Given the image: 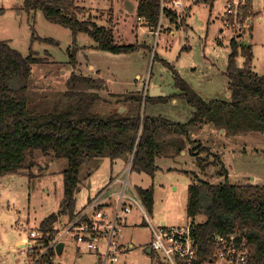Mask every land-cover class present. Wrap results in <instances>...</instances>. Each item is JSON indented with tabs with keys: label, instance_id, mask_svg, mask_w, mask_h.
Masks as SVG:
<instances>
[{
	"label": "rangeland",
	"instance_id": "374dc122",
	"mask_svg": "<svg viewBox=\"0 0 264 264\" xmlns=\"http://www.w3.org/2000/svg\"><path fill=\"white\" fill-rule=\"evenodd\" d=\"M76 1L86 8L85 16L98 24L111 27L117 25V43L141 46L130 52L101 50L92 46L95 41L89 34L80 32L75 38L71 29L49 21L42 10L28 13L23 7L24 0H0V39L9 41L24 56L32 50L46 58L45 63L33 65L29 82L32 99L30 105L33 107L32 101L36 104L39 100V105L35 107L38 113L48 112L54 101L63 97L66 82L72 72L92 74L100 71L111 84L103 91L109 102L117 98L109 92L111 90L117 92L115 94L118 97L137 94L142 98L138 105L142 115L187 121L193 107L187 98L180 95L175 73H180L205 98L231 99L224 71L233 50V39L239 44L236 59L238 67L245 66L242 47L251 46L252 67L264 75V0H253L256 14H253L252 29H247L241 36L228 29L221 31L220 14L224 0H183L191 6L189 16L188 8L175 11L177 9L174 10V5H171L174 0H161L156 28L150 25L146 17H141L147 21L148 29L155 32V35L150 34L147 38L143 36L141 27L138 33H131L130 25L134 24L136 30L139 16L137 10L133 14L128 13L134 11L126 7L128 0ZM130 1L134 4L139 2ZM165 8L174 12V15H169L171 21L167 20L169 16ZM174 29V34H170ZM75 47L77 52L74 63L70 53L74 52ZM146 79H150V86H160L168 96L167 99L150 97V88L147 84L144 86ZM126 89L130 91H124ZM109 102L100 103L101 107L99 105L98 108L102 112L111 111L114 106ZM189 138L199 140L208 147L209 151L201 153L203 158L213 161L216 154L221 156L228 170V178L217 173L219 163L202 172L196 156L188 148L180 154L170 153L158 157V169L154 177L132 170L129 181L135 190L139 187L154 189L153 209L147 208V211L156 223L165 221L167 225L184 226L192 222L187 214L188 186L198 181L196 175L212 183L227 181L231 184L264 185V132L229 134L211 123H205L202 127H192ZM37 158L39 164L33 168V177L26 172L0 178V264H49V258H38L42 252L40 245L36 246L32 254L26 251L21 253L22 244L19 251L13 250L20 238L30 237L31 230L38 229L41 222L52 213L59 212L62 205L67 159L49 158L43 156L41 151L37 152ZM128 159L119 157L113 161L110 157H103L86 161L80 172L81 183L76 193L75 214L83 209L89 198L122 174ZM126 201L132 206V211L127 216L121 239L125 244H134L127 258L139 264H151L146 248L151 243L152 234L146 218L132 201ZM59 218L67 221L71 216L63 214ZM204 220V216H198L194 221L199 223ZM63 242V252H52L49 256L54 264L94 263L90 253L79 251L74 236L65 234Z\"/></svg>",
	"mask_w": 264,
	"mask_h": 264
},
{
	"label": "trees",
	"instance_id": "16d2710c",
	"mask_svg": "<svg viewBox=\"0 0 264 264\" xmlns=\"http://www.w3.org/2000/svg\"><path fill=\"white\" fill-rule=\"evenodd\" d=\"M23 7L28 13L42 10L49 21L71 29L75 38L80 32L89 34L101 50L130 52L141 46L117 43L113 27L86 17V8L76 0H24ZM160 10L161 0L138 2V15L146 17L153 28L158 26ZM171 14L174 12L170 10ZM238 45L233 39L226 71L230 80L229 101H206L180 73H175L180 95L193 107L188 121L175 122L162 116L142 115L138 106L142 98L137 94L115 95L116 107L102 112L98 108L100 103L109 102L103 93L108 88L106 80L76 72L67 80L63 97L54 101L48 112L38 113L35 107L39 100L36 104L32 101L33 107L30 105L29 82L33 65L45 63L46 58L32 50L24 56L9 41L0 39V178L26 172L33 177V168L39 164L38 151L49 158L67 159L60 210L39 226L51 232L60 215L74 217L80 172L88 160L110 157L114 161L133 156L132 170L154 177L157 158L182 153L192 127L211 123L229 134L264 132V75L252 68L251 46L242 47L246 61L244 67H238ZM76 49L70 53L74 63ZM119 104L128 107L122 111ZM192 143L196 146L191 153L202 172L219 163L217 173L227 179L228 170L221 156L216 154L213 161L203 158L201 153L209 151L208 147L199 141ZM196 177L200 182L188 186L187 214L195 225L201 258L208 261L213 257L216 235L237 234L238 240L248 247L245 264H264V185L212 183ZM137 191L146 208L152 210L153 187H139ZM198 216L205 220L196 223ZM48 261L54 264L50 257Z\"/></svg>",
	"mask_w": 264,
	"mask_h": 264
},
{
	"label": "built area",
	"instance_id": "2783aa9c",
	"mask_svg": "<svg viewBox=\"0 0 264 264\" xmlns=\"http://www.w3.org/2000/svg\"><path fill=\"white\" fill-rule=\"evenodd\" d=\"M175 11L186 9L183 0H174ZM165 2L162 4L164 9ZM253 0H224L221 22L223 28L241 36L251 29L254 19ZM141 19V18H139ZM131 159L122 174L102 188L87 204L69 220H59L54 231L32 230L30 237L22 239L24 252L33 253L41 246L40 257L49 258L65 234L74 236L81 249L95 255V264H139L127 258L126 247L121 235L132 201L143 213L151 231L152 239L148 258L151 264H245L248 260V247L238 240L237 234L215 236L213 257L206 261L200 256L201 246L191 222L184 226L167 225L165 221L156 223L148 214L147 208L129 181L132 171ZM119 184V188L117 187ZM61 229H60V227Z\"/></svg>",
	"mask_w": 264,
	"mask_h": 264
},
{
	"label": "crops",
	"instance_id": "0c3cea01",
	"mask_svg": "<svg viewBox=\"0 0 264 264\" xmlns=\"http://www.w3.org/2000/svg\"><path fill=\"white\" fill-rule=\"evenodd\" d=\"M127 2H129L128 4H127ZM128 5H133V9H134V11H131V12H128V10H127V12L128 13H135L136 12V10H137V6H138V3H136L135 2V4L134 3H132L130 0H128V1H126V7L128 8ZM83 6V5H82ZM185 6H186V8H188V16L191 14V6L190 5H188V4H186L185 3ZM129 9V8H128ZM129 10H131V9H129ZM167 13V15L169 16V12H170V9H167V11H166ZM254 13H255V11H254ZM256 14V13H255ZM139 16V15H138ZM220 16H221V14H220ZM87 17V16H86ZM139 18H141L140 16H139ZM167 20L168 21H171L172 20V18L169 16L168 18H167ZM259 20H260V17H259ZM138 26H137V29L135 30V25L134 24H131L130 25V29H131V33H138V31H139V27H141V29H142V31L144 32V34H143V36L145 37V38H147V37H149V35L151 34H154L155 35V32H153V31H150L148 28V26H147V21L146 20H142V18H141V20H139L138 19ZM252 23H253V21H252ZM221 24H222V22H221ZM134 25V26H133ZM170 25L168 24V27H169ZM187 27H188V22L186 21V24H185V29H187ZM113 29H114V32H115V29H116V31H117V25L115 26V27H113ZM251 29H252V27H251ZM250 29V30H251ZM226 29L225 28H223V25H222V27H221V31L222 32H224ZM174 32H175V29L174 30H171L170 31V34H174ZM93 47H96V42H94V44L92 45ZM188 46H186V48H187ZM228 66V65H227ZM253 68V70H254V66L252 67ZM92 69L93 70H95V67L94 66H92ZM226 71H227V69H226ZM226 71H224V75H225V77L227 78V84H228V87H229V83H230V80H229V78H228V76H227V74H226ZM255 71V70H254ZM256 72V71H255ZM79 74H83V73H79ZM259 74V73H258ZM83 75H91V76H95V77H101V78H104L105 80H106V84H107V87L109 88L110 87V83L108 82V80H107V78H105L104 76H102V74L100 73V71L99 72H97V73H92V74H83ZM140 77V75H138V78ZM184 78V77H183ZM186 80V79H185ZM187 81V80H186ZM188 82V81H187ZM145 84H147V86L150 88V92H151V90L153 89V88H155V87H157V88H159V90H158V92H156V94H158V96H151L150 95V97H166L165 98V100L167 99V95L165 94V92L162 90V88L160 87V86H157V85H155L154 87H152V86H150V79H146L145 80V82H144V86H145ZM144 88V87H143ZM111 89V88H110ZM124 91H130V90H128V89H126V90H124ZM111 94H114V96L115 95H117V94H115V93H117V92H114V91H109ZM119 93V92H118ZM199 93V92H198ZM200 94V93H199ZM201 95V94H200ZM228 95L231 97V93H230V89H229V93H228ZM124 96V95H123ZM202 96V95H201ZM202 98L203 99H205L206 101H210V100H214V99H220V98H205L204 96H202ZM164 100V99H163ZM220 100H224V99H220ZM228 101L229 100H231L230 98L229 99H227ZM152 101V100H151ZM154 101V100H153ZM113 104L111 105V106H114V107H116V105L118 104L115 100H113V102H112ZM120 105V104H119ZM121 106V105H120ZM114 107H112V108H114ZM122 107V106H121ZM126 107H128V106H126ZM126 107L125 106H123L121 109H122V111H125L126 110ZM170 120V119H169ZM189 120V119H188ZM187 120V121H188ZM175 122H180V121H175ZM184 122H186V121H184ZM204 124H202L201 126H198V127H202ZM224 130V129H223ZM189 137H190V135H189ZM188 141H189V143H190V146H188L187 148H188V150L190 151V153H191V150L194 148V146H195V144L194 143H192V141H199V140H190V138L188 139ZM121 158V157H120ZM125 158H127V157H125ZM119 159V158H118ZM116 160V159H115ZM129 160H130V157H129V159H128V161L127 162H125V166H124V168L122 169V172H123V170L125 169V167H126V165L128 164V162H129ZM121 172V173H122ZM109 184V183H108ZM107 184V185H108ZM98 193V192H97ZM96 193V194H97ZM95 194V195H96ZM94 195V196H95ZM92 198V197H91ZM90 199V198H89ZM89 201V200H88ZM61 219V218H60ZM126 221H127V219H126ZM127 223V222H126ZM56 227H58V226H55L54 227V229L56 228ZM60 227V226H59ZM62 227V226H61ZM61 227H60V229H61ZM125 227L126 226H124V230H125ZM148 227V226H147ZM39 229V228H38ZM123 230V231H124ZM32 231V230H31ZM24 238H26V237H23V238H20L16 243H15V245L13 246V250H18L19 249V246L22 244V239H24ZM61 242H63V239H62V241ZM60 243V242H59ZM76 243V242H75ZM122 243H123V246H125L126 247V251H127V253H129V251L131 250V249H133V247H134V244L133 243H128V244H125L124 242H123V239H122ZM77 244V243H76ZM77 246H78V249H79V251H83L84 249H81L80 247H79V245L77 244ZM64 248H65V242H64V246H63V250H64ZM149 248V245H148V247L146 248V251H147V249ZM21 249V248H20ZM63 250H62V252H63ZM19 251V250H18ZM85 251H87V250H85ZM54 253H56L57 252V248L53 251ZM88 253H90V255L91 256H93L94 257V263L93 264H95V261H96V258H95V255L92 253V252H90V251H87ZM21 253H24V248H23V252H21ZM147 253L149 254L150 252H148L147 251ZM58 254V253H57ZM79 254H80V256H82V253L81 252H79Z\"/></svg>",
	"mask_w": 264,
	"mask_h": 264
},
{
	"label": "water",
	"instance_id": "95a60500",
	"mask_svg": "<svg viewBox=\"0 0 264 264\" xmlns=\"http://www.w3.org/2000/svg\"><path fill=\"white\" fill-rule=\"evenodd\" d=\"M129 2H127V4H128ZM128 8L129 9H131V10H133V5H128ZM158 90H159V88H157V87H155V88H153L152 90H151V96H158V94H156V92H158ZM133 159H134V157L132 156V158H131V163L133 162ZM63 246H64V242H60L59 244H58V246H57V253L58 254H61L62 253V250H63ZM147 251L148 252H151V248L149 247L148 249H147Z\"/></svg>",
	"mask_w": 264,
	"mask_h": 264
}]
</instances>
